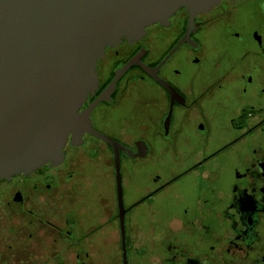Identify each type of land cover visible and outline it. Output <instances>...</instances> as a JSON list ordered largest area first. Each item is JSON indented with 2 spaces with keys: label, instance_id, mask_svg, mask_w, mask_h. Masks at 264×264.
I'll list each match as a JSON object with an SVG mask.
<instances>
[{
  "label": "flooded vegetation",
  "instance_id": "af4514ba",
  "mask_svg": "<svg viewBox=\"0 0 264 264\" xmlns=\"http://www.w3.org/2000/svg\"><path fill=\"white\" fill-rule=\"evenodd\" d=\"M95 69L79 111L98 100L92 128L123 147L121 201L112 147L69 134L59 164L0 179V218L19 222L0 219V264H37L17 256L46 236L56 264L113 246L124 264L121 217L127 264H264V0L181 8Z\"/></svg>",
  "mask_w": 264,
  "mask_h": 264
},
{
  "label": "water",
  "instance_id": "95a60500",
  "mask_svg": "<svg viewBox=\"0 0 264 264\" xmlns=\"http://www.w3.org/2000/svg\"><path fill=\"white\" fill-rule=\"evenodd\" d=\"M219 1L0 0V179L59 164L69 134L77 145L86 132L112 147L121 201L123 147L92 128L98 100L79 111L97 88V61L106 47L139 39L181 8L192 19ZM121 224L127 264L122 217Z\"/></svg>",
  "mask_w": 264,
  "mask_h": 264
},
{
  "label": "rangeland",
  "instance_id": "374dc122",
  "mask_svg": "<svg viewBox=\"0 0 264 264\" xmlns=\"http://www.w3.org/2000/svg\"><path fill=\"white\" fill-rule=\"evenodd\" d=\"M32 208L33 207H31V209ZM0 219H1V222H2V226L1 227L3 229H5L8 226V224H6V222L10 221L9 225H13V223H15L17 225L19 223L17 220H12V221L9 220L8 221L6 219L5 215H2V218H0ZM2 228H0V235H1V229ZM42 233H43V231H42ZM42 238H43V240L41 242L39 240H37V242L36 241H31L29 243V246H30L28 248L29 250L21 252V254H19V256H17V257L23 259V258L26 257V254L28 253V251L31 250L34 254L37 255V264H56L55 262L50 260L51 259V248H50V246H51L50 245L51 238L49 236L42 237ZM34 249H36V250L34 251ZM29 253H31V252H29ZM17 264H24V262L21 261L20 263H17ZM27 264H35V263H33V262L28 263L27 262Z\"/></svg>",
  "mask_w": 264,
  "mask_h": 264
},
{
  "label": "crops",
  "instance_id": "0c3cea01",
  "mask_svg": "<svg viewBox=\"0 0 264 264\" xmlns=\"http://www.w3.org/2000/svg\"><path fill=\"white\" fill-rule=\"evenodd\" d=\"M108 253V261H101V256L98 258L96 257V261L94 262H90L89 264H117L118 262V256H119V250L117 248V246H113L109 251H107Z\"/></svg>",
  "mask_w": 264,
  "mask_h": 264
}]
</instances>
